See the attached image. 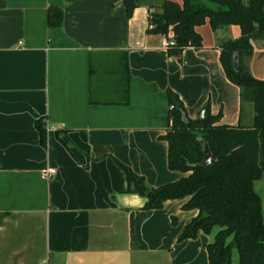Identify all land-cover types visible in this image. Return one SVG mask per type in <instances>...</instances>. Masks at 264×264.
Segmentation results:
<instances>
[{
    "label": "crops",
    "instance_id": "crops-1",
    "mask_svg": "<svg viewBox=\"0 0 264 264\" xmlns=\"http://www.w3.org/2000/svg\"><path fill=\"white\" fill-rule=\"evenodd\" d=\"M50 7L62 11L60 27H48ZM150 11L144 2L127 18L122 0H0V264H208L212 236L178 242L197 215L182 209L187 198L144 210L118 162L150 188L184 176L168 169L161 139L168 88L190 119L208 103L219 124L251 126L253 94L219 58L240 31L198 27L202 47L178 59L147 32ZM252 44L264 49V35Z\"/></svg>",
    "mask_w": 264,
    "mask_h": 264
},
{
    "label": "trees",
    "instance_id": "trees-1",
    "mask_svg": "<svg viewBox=\"0 0 264 264\" xmlns=\"http://www.w3.org/2000/svg\"><path fill=\"white\" fill-rule=\"evenodd\" d=\"M144 2L153 10L147 32L171 37L174 45L167 52L178 59L184 48L202 47L198 27L208 24L212 31L231 25L239 28L237 39L221 44L219 58L228 80L251 90L254 116L251 126L221 125V112L212 115L207 103L204 118L190 119L179 96L168 88L169 130L161 139L168 144V169L184 176L150 188L142 176L118 162L125 173L126 192L144 197V210L187 198L182 209L196 210L197 215L178 242L195 239L199 232L212 236L206 247L208 264H231L233 249L237 264H264L262 203L254 190L264 172V77L255 78L247 65L253 54L252 40L264 35V0H122L126 17ZM62 21L60 9L48 8V27H60ZM35 127L46 146L44 120L38 119ZM200 140L208 144L212 155V162L204 167L198 166L203 161Z\"/></svg>",
    "mask_w": 264,
    "mask_h": 264
},
{
    "label": "rangeland",
    "instance_id": "rangeland-1",
    "mask_svg": "<svg viewBox=\"0 0 264 264\" xmlns=\"http://www.w3.org/2000/svg\"><path fill=\"white\" fill-rule=\"evenodd\" d=\"M203 28L205 29H202V30H207L208 25L206 24L205 27ZM250 60L249 61L251 64H253L255 71H257L256 73L261 72V76L257 78L258 79L263 78L264 77V49L259 46L257 49L255 50L253 49V56L250 58ZM254 190L256 191V193H258V195L261 198L262 218L264 221V172L262 173L260 179L254 183ZM237 262H238V255H237L236 250L233 249L231 252V264H237Z\"/></svg>",
    "mask_w": 264,
    "mask_h": 264
},
{
    "label": "water",
    "instance_id": "water-1",
    "mask_svg": "<svg viewBox=\"0 0 264 264\" xmlns=\"http://www.w3.org/2000/svg\"><path fill=\"white\" fill-rule=\"evenodd\" d=\"M233 65L236 69L238 68V56L236 54H234L233 56ZM204 114H205V108H202L197 114V119L204 118ZM200 142L203 147V161L200 164H198V166L204 167L212 162V155L209 150L208 144L204 140H200Z\"/></svg>",
    "mask_w": 264,
    "mask_h": 264
},
{
    "label": "built area",
    "instance_id": "built-area-1",
    "mask_svg": "<svg viewBox=\"0 0 264 264\" xmlns=\"http://www.w3.org/2000/svg\"><path fill=\"white\" fill-rule=\"evenodd\" d=\"M173 45H174V41H173V39L171 37H166V36L162 37L161 46H162L163 49L167 50L168 48H170ZM55 173H56V171L54 169H48V170H45L43 172V175H44V177L49 179Z\"/></svg>",
    "mask_w": 264,
    "mask_h": 264
}]
</instances>
